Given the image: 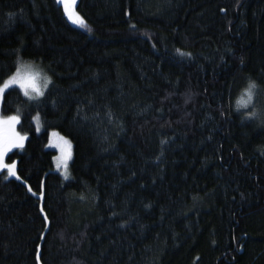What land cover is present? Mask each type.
Wrapping results in <instances>:
<instances>
[{
  "label": "trees",
  "instance_id": "1",
  "mask_svg": "<svg viewBox=\"0 0 264 264\" xmlns=\"http://www.w3.org/2000/svg\"><path fill=\"white\" fill-rule=\"evenodd\" d=\"M77 11L0 0V85L24 62L51 81L3 96L27 139L6 158L20 179L0 171V264H264V0Z\"/></svg>",
  "mask_w": 264,
  "mask_h": 264
},
{
  "label": "snow or ice",
  "instance_id": "2",
  "mask_svg": "<svg viewBox=\"0 0 264 264\" xmlns=\"http://www.w3.org/2000/svg\"><path fill=\"white\" fill-rule=\"evenodd\" d=\"M58 4L64 5L65 12L68 14L69 18L72 19L73 23H78L81 26H84L83 20L75 13L69 11L68 5L65 3V0H57ZM182 55H189L190 54H182ZM49 83L51 81H48ZM13 84H18L20 88L24 89V94L28 95V89L31 87L33 91H36L39 96L43 95V92H40L35 87V83L32 77L23 78L19 75V72L13 77H10L8 81H6L2 87H0V100L3 99L4 93L7 89H9ZM256 85L250 84L249 91H248V102H245L243 100L238 102V107L243 106L247 108L249 106V103L252 100V90L255 89ZM250 115L255 116L256 113H251ZM19 123V117L17 116H10L6 119L0 118V171H3L7 169L9 176H14L16 179H20V177L17 174L16 171V164L15 163H5V157L8 155V153L13 148H23L24 147V141L27 139V136H22L15 130V125ZM39 130V129H37ZM54 135H56L54 133ZM69 143L70 142H66ZM64 151V149H62ZM71 158V152L70 149L64 155L62 158H59L58 167L61 166V163L63 164L64 170H65V179L68 178V172H67V161ZM7 178V177H6ZM26 183V182H25ZM29 191H31V188L29 187ZM33 195H36V193H33ZM42 195V194H41ZM41 211H43V208H41ZM47 218V217H45Z\"/></svg>",
  "mask_w": 264,
  "mask_h": 264
},
{
  "label": "rangeland",
  "instance_id": "3",
  "mask_svg": "<svg viewBox=\"0 0 264 264\" xmlns=\"http://www.w3.org/2000/svg\"><path fill=\"white\" fill-rule=\"evenodd\" d=\"M65 3L68 5L69 11L77 14L83 20V18L81 17V15L77 11L78 0H65ZM63 7H64V5H63ZM64 10H65V8H64ZM65 14L73 25L78 26V27H83L78 23H73L72 19L69 18L68 14L66 12H65ZM17 72H19V75L23 78H27L29 76L32 77L34 80L36 89H38L40 92H44L45 89L49 85L48 81H50V75H49L48 71L43 66L39 65V63L37 64L36 62H24V63L20 64L18 69L11 76H9L6 81H8L10 77L15 76L17 74ZM3 84L0 85V87H2ZM13 86L19 87L18 84H13L11 87H13ZM20 89L24 92V89H22V88H20ZM27 96L30 98H34V97H38L39 95L37 94L36 91H33V89L31 87H29ZM2 100H0V118L6 119L10 116H5L3 114V112H2ZM246 100H248V98L244 99V101H246ZM12 116L19 117L18 115H12ZM18 124L15 125V130H16V132H18L20 134L19 129H18ZM39 129L41 130L40 123H39ZM54 133L56 135H54ZM66 142H70V144L66 143ZM48 147L57 151V154L55 156V161H54L55 162V170L60 172L64 177H65V170H64L63 164L61 163L60 167H58L57 165L59 162V158H62L64 155H66V153L70 149L71 158L68 159V161H67V172H68V178L67 179L71 178L72 177L71 162L73 160V155H74L72 141L69 138L60 134L58 131L53 130V131H51V133L49 135ZM14 149H21V148H13L11 151H13ZM62 149H64V151H62ZM6 158H7V156L5 157L4 162L11 164L7 161Z\"/></svg>",
  "mask_w": 264,
  "mask_h": 264
}]
</instances>
